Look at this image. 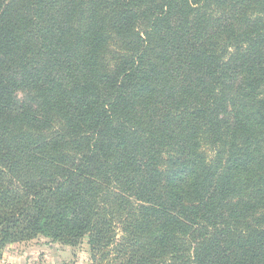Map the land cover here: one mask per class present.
<instances>
[{"label": "trees", "instance_id": "16d2710c", "mask_svg": "<svg viewBox=\"0 0 264 264\" xmlns=\"http://www.w3.org/2000/svg\"><path fill=\"white\" fill-rule=\"evenodd\" d=\"M38 236L264 264V0H0V256Z\"/></svg>", "mask_w": 264, "mask_h": 264}, {"label": "rangeland", "instance_id": "374dc122", "mask_svg": "<svg viewBox=\"0 0 264 264\" xmlns=\"http://www.w3.org/2000/svg\"><path fill=\"white\" fill-rule=\"evenodd\" d=\"M22 247L29 253L30 264H91L87 236L76 246L38 236L25 241Z\"/></svg>", "mask_w": 264, "mask_h": 264}, {"label": "crops", "instance_id": "0c3cea01", "mask_svg": "<svg viewBox=\"0 0 264 264\" xmlns=\"http://www.w3.org/2000/svg\"><path fill=\"white\" fill-rule=\"evenodd\" d=\"M24 242L11 243L5 246V252L0 256V264H30L29 253L24 249Z\"/></svg>", "mask_w": 264, "mask_h": 264}]
</instances>
